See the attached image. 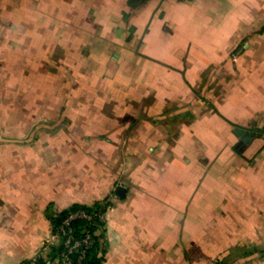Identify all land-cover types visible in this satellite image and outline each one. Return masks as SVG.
I'll return each mask as SVG.
<instances>
[{
	"label": "crops",
	"instance_id": "obj_1",
	"mask_svg": "<svg viewBox=\"0 0 264 264\" xmlns=\"http://www.w3.org/2000/svg\"><path fill=\"white\" fill-rule=\"evenodd\" d=\"M110 7L69 22L71 39L0 37V264H24L60 213L97 201L99 264H264V0H203L195 45L142 38L160 16L148 5L108 36ZM48 38L87 62L72 96L31 50Z\"/></svg>",
	"mask_w": 264,
	"mask_h": 264
},
{
	"label": "rangeland",
	"instance_id": "obj_2",
	"mask_svg": "<svg viewBox=\"0 0 264 264\" xmlns=\"http://www.w3.org/2000/svg\"><path fill=\"white\" fill-rule=\"evenodd\" d=\"M128 1L129 0H0V37L4 36L3 38H5L8 34L10 36H15V38L21 36L30 37L38 35L37 32L42 29L46 30L45 33H48L49 38L52 37L54 31L57 30L60 35L61 31H65L64 37H66V39H71L73 34H77L73 32V27L69 26V22L82 24L89 17H93L95 14L93 13L94 7L96 9H102L103 6L107 7L108 5H111V7L104 13L107 16L106 20L109 21L108 23L111 22L112 24V27L106 25L104 29L108 36L110 35L113 37L114 31L119 30V28L115 29L116 23L114 22L125 18L124 16L127 15L126 7L130 13L134 14V12H131L132 9L139 8L143 5L150 6L149 8L153 9L155 12H159L158 15L160 16L158 17L155 15L153 19L149 18L143 20L142 26L144 25V30L142 29V38H147L149 34H155L160 38L159 41L164 43L174 37L183 39L185 36L186 39L190 38L189 40L195 45L199 43L201 39L203 40V36L207 35L206 33L203 34V0H164V2L163 0H140L139 7L138 5L135 6L137 3H134L139 0ZM100 14L101 13H96L97 19L102 17ZM144 15L143 13V18L145 17ZM129 18H133V15L130 14ZM47 21L49 23L50 21H64L65 24L63 23V28L61 29H56L53 25L46 29L45 27L41 28L40 24ZM25 22L28 23L26 24ZM29 22H32L31 25L37 22L39 27L38 25L37 27L31 26ZM12 25H15V28H13L14 26L12 27ZM48 25L49 24H47V26ZM96 28L97 30H101L98 25ZM35 29L36 33L33 31ZM190 31L192 34L188 37ZM184 32L187 34L184 35ZM83 36L91 38V36L85 32L78 34V37L82 38ZM128 37L130 43H135L136 40L133 35ZM49 38L44 44H41L39 47H33L31 50L33 52H47L49 83L52 84L56 81L62 84L65 87V95L70 93L72 96L73 93L71 89L73 85L76 86L78 83L84 85L88 84L85 71H82V74L75 75L72 67L77 68V65L80 63L82 66L87 65V62L73 58L70 53V48L65 47V45H62L59 41ZM98 42H106V39L98 38ZM214 46L215 44H211L209 47L214 48ZM33 52L32 56L34 57L35 54ZM115 52L119 53V50H111L112 56H114L113 53ZM130 63L132 62L130 61ZM132 94L133 93H127L123 95L122 92H116L114 97L123 99L128 96L131 100L134 99V94ZM84 98H87V96Z\"/></svg>",
	"mask_w": 264,
	"mask_h": 264
},
{
	"label": "built area",
	"instance_id": "obj_3",
	"mask_svg": "<svg viewBox=\"0 0 264 264\" xmlns=\"http://www.w3.org/2000/svg\"><path fill=\"white\" fill-rule=\"evenodd\" d=\"M108 219L107 207L104 210L71 209L54 227L48 242L24 264H40V260L48 256L49 245L60 246L61 250L48 264H84ZM78 221L85 222L80 230L76 228Z\"/></svg>",
	"mask_w": 264,
	"mask_h": 264
},
{
	"label": "trees",
	"instance_id": "obj_4",
	"mask_svg": "<svg viewBox=\"0 0 264 264\" xmlns=\"http://www.w3.org/2000/svg\"><path fill=\"white\" fill-rule=\"evenodd\" d=\"M130 1V0H129ZM128 1V2H129ZM134 3H137L135 6L139 5L140 4V0L138 2H134ZM134 6V7H135ZM107 204L108 203H104L103 201H97L95 202L94 204L92 205H85V204H75V205H72L69 209H66L64 210L62 213H60L57 217H56V220H55V223H54V227H56L58 225V223H60L61 219L71 210V209H76V208H79V207H83V208H86L88 210H97V209H101V210H104L106 207H107ZM85 224V222L83 221H78L76 222V228L78 230H80L83 225ZM100 240H101V237L100 235L98 236V239L96 241V243L94 244L93 248L90 249L89 253H88V256H87V259L85 261L84 264H99L100 260H101V257L98 256V251H99V248H100ZM60 250H61V247L60 246H53L49 253H48V256L46 259H43V260H40V264H48L49 261L51 259H55L59 256V253H60Z\"/></svg>",
	"mask_w": 264,
	"mask_h": 264
},
{
	"label": "water",
	"instance_id": "obj_5",
	"mask_svg": "<svg viewBox=\"0 0 264 264\" xmlns=\"http://www.w3.org/2000/svg\"><path fill=\"white\" fill-rule=\"evenodd\" d=\"M238 130H239L240 133L245 132V129H242V128H239ZM244 135H247V132L244 133ZM247 140H248V139H247ZM243 143H244V141H243V140H240L239 143H238V145L240 146V145L243 144ZM116 193H117V195H119V196H122V197L125 196V194H126V189H125V187H123L122 185H118V186L116 187Z\"/></svg>",
	"mask_w": 264,
	"mask_h": 264
}]
</instances>
